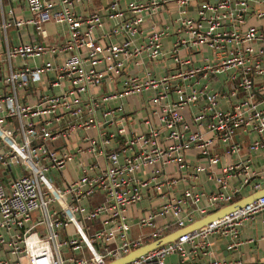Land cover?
<instances>
[{
	"label": "built area",
	"instance_id": "1",
	"mask_svg": "<svg viewBox=\"0 0 264 264\" xmlns=\"http://www.w3.org/2000/svg\"><path fill=\"white\" fill-rule=\"evenodd\" d=\"M79 1L24 0L29 16L13 21L17 27L32 25L40 35L48 22L67 30L64 42L57 45L27 41L6 48L9 67L0 77V249L6 256L0 264H107L164 236L171 226L182 228L235 201L244 186L259 187L252 180L256 172L250 158L241 155L244 146L237 134L256 135L246 146L248 153L264 147V26L223 28L225 23L241 24L251 0H109L103 11L115 22L107 30L101 29L100 12L78 13ZM169 2L177 11L159 25L154 16ZM257 16L264 17V10ZM146 20L151 24L144 35ZM170 29L177 34L168 52L177 66L174 71L159 77L126 74L120 77L121 90L91 95V88L104 80L119 78L126 62L164 56L161 39ZM139 36L143 41L138 42ZM202 48L212 56L203 57L204 64L197 66L194 56ZM58 55H64L61 61ZM17 58L24 64H14ZM36 59L43 61L34 66L26 62ZM224 72L231 81L226 92L203 93L191 82ZM37 85L43 93L33 103H22L20 92ZM147 90L153 95L142 104L146 130L131 133L124 100ZM172 91L175 98L168 96ZM203 94L205 105L193 112ZM225 99L235 101L224 110L218 104ZM112 101L115 107L106 106ZM79 130L86 145L74 151L56 149L67 148ZM219 142L225 154L240 157L222 164L215 151ZM192 148L206 158L205 164H189L186 155ZM75 158L77 177L58 185L56 177ZM171 164L180 173L189 166L198 174L207 173L216 190L206 193L192 184L179 190V178L164 173ZM144 199L150 202L147 212L132 223L125 212ZM262 211L264 195L126 264H232L188 256L205 253L215 235L228 238L227 249H235L239 227ZM132 226L148 232L131 238ZM69 227L71 233L66 232ZM68 250L79 256L66 258ZM174 253L178 261L166 263V256Z\"/></svg>",
	"mask_w": 264,
	"mask_h": 264
},
{
	"label": "crops",
	"instance_id": "2",
	"mask_svg": "<svg viewBox=\"0 0 264 264\" xmlns=\"http://www.w3.org/2000/svg\"><path fill=\"white\" fill-rule=\"evenodd\" d=\"M50 3L58 2V0H46ZM128 0H121V3H125ZM109 0H80L78 2L77 11L80 15L85 16L90 12L97 11L102 14L103 22L101 29L107 30L110 26L115 22L113 18H108L103 8L108 4ZM195 3L189 7L190 14L194 11ZM260 10H264V0H251L248 8L246 10L245 19L241 24L235 23H225V28L230 26V30L234 26H237L239 30L243 31L248 26H264V17H258L257 13ZM177 11V6L175 3L169 2L167 5V9L162 11L159 15L154 16V20H156L159 25L168 22L170 18L175 14ZM29 12L26 9L24 0H3L0 4V77H3L6 73L9 65L6 59V48L11 47L13 45H18L21 42L27 41H34L45 45H57L64 42L66 38V26L61 24H55L52 22H48L44 25L43 29L44 32L40 35L36 32L35 28L32 25H22V26H15L13 21L19 20L24 17H28ZM11 23L3 29V24ZM151 22L146 20L143 24V28L145 31L143 34L147 33V30L150 26ZM6 37V40L4 39ZM142 36L138 37V42L143 41ZM177 34L173 29H170L168 33L162 37V52L164 56H158L156 59H148L145 56L141 60H139V64H135L137 59L126 62L125 63V70L122 75H118L117 79H115L112 83L104 80L101 85L91 88V95L93 97H99L108 93L109 91H117L121 90V78L124 77L126 74L138 75L139 77L145 76L146 73H149L152 77H159L161 75L167 74L169 72L174 71L177 66L175 65L169 50L174 46L176 42ZM5 40V43H4ZM166 52V54H165ZM182 56H185L186 53L184 50L180 51ZM212 53L211 50L202 48L201 54L197 53L194 56V64L197 66H201L204 64L203 57H211ZM64 55L56 56L57 61H61ZM43 59H36V60H27V64L30 66L39 65ZM24 60L17 58L13 61L14 64L20 66L24 64ZM197 81V83H196ZM2 81L0 80V86ZM191 82L194 84V87L202 90L203 93H211L216 91H224L226 92L231 87V81L229 79V72L219 73L218 75H212L208 77H196V79H192ZM43 88L48 90V87L43 84ZM172 90V87L170 88ZM43 93L41 85H37L36 88H31L28 91H21L20 92V101L22 103H33L39 94ZM151 95H153L152 90L145 91L142 95L136 97H129L128 100H124V108H125V116H128L126 121L127 130L131 133L133 132H141L146 130V126L143 124V118L147 112L146 109L142 107L144 101H146ZM169 98L171 96L175 98V94L172 91L168 94ZM85 100H88V95H85ZM231 101L234 102L235 99H225L220 100L218 106L221 109H227L231 105ZM206 103L205 95L203 94L200 96L197 104L191 108L193 112L199 110L200 107L204 106ZM113 108L116 106L114 101L106 103ZM141 105V106H140ZM119 113H117L118 115ZM98 118L100 115H97ZM114 126H108L107 129L110 131H114ZM84 131L79 130L68 141L67 148L64 146H56L58 151L65 149H74L77 146L83 144L80 140L81 136L83 135ZM95 131L90 130L89 134H94ZM254 133H250L249 135H244L242 133L237 134V139L243 144L244 148L242 150V157L247 156L250 158V164L252 169L256 172V176L252 179L253 182H258L259 187L257 189L264 188V147L257 150V152L248 153L246 146L248 143L255 138ZM220 143V142H219ZM86 145V144H83ZM217 145V144H216ZM225 145L224 143H220L219 146L215 148L216 152L220 153V158L223 163H229L231 161L236 160L240 156L238 155H227L224 153ZM186 158L190 165L193 164H205L206 158L202 156L198 149L192 148L187 152ZM77 159L75 158L70 163H68L56 177V183L58 185H64L67 181H71L77 177V166H76ZM183 168L181 173L176 170V166L171 164L166 166L165 174L169 176H176L179 178L178 181V189L182 190L188 185L192 184L195 185L199 190H204L206 193L216 190L217 186L213 179L209 177L207 173H196L195 171L190 168ZM10 175H7L5 178L8 180L10 179ZM236 180H232L231 184H235ZM253 187V184L250 183L244 186L240 193L236 195V200L247 196L248 194L257 190ZM100 200V196L96 197V201ZM95 201V200H93ZM161 201V200H160ZM149 200L144 199L141 203L130 207L126 210L125 214L132 223L134 222L135 218L145 212L149 207ZM205 203V198H203L200 204ZM64 233V231H61ZM67 233H71V227L66 229ZM139 232L147 233V228L138 229L136 226H132L131 230L129 231V237H135ZM62 234V233H61ZM64 236V235H63ZM264 236V211L255 214L252 218H249L244 221V223L239 227V233L237 239L239 241V245L235 249L228 250V238L222 237L219 235H215L210 240V247L206 250L205 253L200 252L198 255L190 254L188 256L189 259H195L197 261L205 262L209 259H223L228 262H232V264H237V261H240L242 264H256L261 261H264V239L261 237ZM148 240L146 241V243ZM145 244V243H144ZM66 258L72 256L74 254L75 257L79 256V254L71 251H65ZM6 256L5 250L0 249V259ZM179 256L174 253L167 255L165 258L166 263H175L178 261ZM111 261V260H110Z\"/></svg>",
	"mask_w": 264,
	"mask_h": 264
},
{
	"label": "water",
	"instance_id": "3",
	"mask_svg": "<svg viewBox=\"0 0 264 264\" xmlns=\"http://www.w3.org/2000/svg\"><path fill=\"white\" fill-rule=\"evenodd\" d=\"M264 195V188L255 190L254 192L248 194L247 196H244L238 200H235L223 207H220L218 209H214L209 211L206 215L195 219L193 222L185 225L182 228H178L168 234H165L164 236L155 239L153 241H150L148 243H145L135 249L130 250L126 254L117 257L115 259H112L107 264H126L130 261H132L135 258L140 257L144 253L169 242L175 241L180 235L192 232L203 225L216 220L218 218L223 217L224 215L228 214L229 212H232L236 209H240L242 207H246L251 202L256 200L258 197H261Z\"/></svg>",
	"mask_w": 264,
	"mask_h": 264
},
{
	"label": "trees",
	"instance_id": "4",
	"mask_svg": "<svg viewBox=\"0 0 264 264\" xmlns=\"http://www.w3.org/2000/svg\"><path fill=\"white\" fill-rule=\"evenodd\" d=\"M176 229H178L176 226H171V227L168 229V231H166L165 234H168V233H170V232H172V231H174V230H176ZM148 242H150V240H148Z\"/></svg>",
	"mask_w": 264,
	"mask_h": 264
},
{
	"label": "rangeland",
	"instance_id": "5",
	"mask_svg": "<svg viewBox=\"0 0 264 264\" xmlns=\"http://www.w3.org/2000/svg\"><path fill=\"white\" fill-rule=\"evenodd\" d=\"M94 230H95V227L94 226H92V230H91V232H94ZM62 233V235H64V233L63 232H61ZM96 246H97V248L99 249V245H97L96 244Z\"/></svg>",
	"mask_w": 264,
	"mask_h": 264
}]
</instances>
